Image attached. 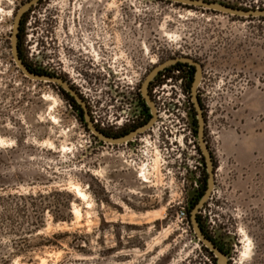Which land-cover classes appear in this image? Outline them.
<instances>
[{
    "label": "rangeland",
    "instance_id": "rangeland-1",
    "mask_svg": "<svg viewBox=\"0 0 264 264\" xmlns=\"http://www.w3.org/2000/svg\"><path fill=\"white\" fill-rule=\"evenodd\" d=\"M31 1L0 0V264H218L192 224L177 217L189 210L207 172L188 90L168 84L156 100L161 118L127 146L100 141L56 85L30 80L14 62L16 15ZM215 1L264 9V0ZM96 12L146 23L133 30H147L149 61L186 57L202 66L198 99L215 185L198 215L228 264H264V151L256 148L264 135V18L165 0H41L20 24L22 58L47 72L49 31L64 67L62 31L79 30L78 17ZM105 73L112 76V68L100 70L99 94L85 103L91 121H99L94 125L109 130L112 82ZM136 108L134 101L131 114ZM170 131L176 158L164 145ZM60 212L67 220L56 222Z\"/></svg>",
    "mask_w": 264,
    "mask_h": 264
},
{
    "label": "flooded vegetation",
    "instance_id": "flooded-vegetation-1",
    "mask_svg": "<svg viewBox=\"0 0 264 264\" xmlns=\"http://www.w3.org/2000/svg\"><path fill=\"white\" fill-rule=\"evenodd\" d=\"M227 6L233 7L231 5ZM88 7L90 6L85 8L86 12ZM233 8L255 11L252 7L245 9L242 7ZM257 10L263 9L257 7ZM78 26L79 30L77 31L69 29L62 31L64 35V45L62 49L65 57V62H62L64 67L56 62L55 50H53V47L57 45L56 40L58 39L56 38L55 40L54 33L48 31L46 51L50 55L48 58L49 69L45 73L48 76L61 78L67 82L84 102L87 103L89 98H95L94 96L99 94L102 83L100 70L102 69L104 71L105 68H112V76L111 73H105L109 78V80L105 79V82H112V124L109 126V130H103L100 129L99 126H95L105 134L112 136V139H118L132 133L136 128L143 127L145 123L148 124L153 118V111L144 95L143 86L149 75L157 67L161 66L164 61L160 59L158 55H155L157 61H149L150 49L148 48V42L146 39H142L143 36L145 38L147 37V30H133L135 26L146 28L147 24H138L137 19H132V17L128 15H126L124 19L120 14L101 15L96 12L93 14L84 13L82 17L79 16ZM101 26L105 29H100ZM21 40L22 36L19 34V46ZM134 43H136L137 46L134 47ZM49 48L52 50H49ZM149 62L153 65L150 66ZM70 65L75 66L72 71L69 70ZM180 65H187V67ZM59 69L62 71L57 73L56 70ZM116 69H125L126 74L129 76H126L124 79L118 77ZM36 71L42 73V71ZM138 71L140 72L138 73ZM75 72L78 73L77 77L80 78L79 80L74 79ZM196 73L197 70L195 66L178 63L166 68L154 77L148 87V95L156 108V121L158 118H161V108L156 100L161 101L163 96L167 95L165 91L168 90V84L172 83L173 85H171V88L174 90L178 89L176 84L179 85L183 92L188 90L192 99V87L196 78ZM133 77H137L135 80L136 84L132 81ZM75 85L77 88L74 87ZM63 91L72 97L70 93L65 90ZM171 95L177 96V93L172 92ZM72 98L75 100L74 97ZM98 99L100 100L101 97H98ZM134 101L135 105L138 106V108H136L138 111L131 114ZM164 101L166 100L164 99ZM199 101L200 104H202L200 98ZM191 102L195 114L194 120L197 124V129H195L198 133L197 111L192 100ZM88 106H90V104H88ZM140 106L142 107L139 108ZM81 109L84 114L82 107ZM205 118L207 119L206 116ZM153 128L154 126L147 132L152 131ZM170 135H173L171 131L169 133L164 132L163 138L170 142L167 144L165 140L164 145L166 150H169L167 148L171 146L170 150L173 154L169 157L174 156L176 158L179 152L178 146L174 145L176 142V135L174 141H169Z\"/></svg>",
    "mask_w": 264,
    "mask_h": 264
},
{
    "label": "water",
    "instance_id": "water-1",
    "mask_svg": "<svg viewBox=\"0 0 264 264\" xmlns=\"http://www.w3.org/2000/svg\"><path fill=\"white\" fill-rule=\"evenodd\" d=\"M39 1L41 0H32L31 2L27 3L24 5L19 12L16 15L15 23H14V30H13V35L11 37V51L13 55L14 62L16 63V66L21 70V72L30 80L33 81H38V82H44V83H51L57 86H60L63 90L67 91L72 95V97L75 98V101L83 108L84 110V116H85V122L88 126V129L93 133V135L99 139L100 141H103L105 143H109L112 145H124L127 144L131 141H133L135 138L140 136L141 134H144L147 132L149 129H151L157 118L156 114V108L154 106V103L152 102L151 98L148 95V87L150 85V82L154 79L155 76H157L161 71L165 70L166 68L176 65L178 63L182 64H188L196 67L197 73H196V78L193 83L192 87V101L194 103V107L197 111V117H198V139H199V146L202 152V155L205 160L206 164V169H207V174H208V186L207 190L205 192L204 197L202 200L199 202V204L195 207L191 214V224L193 227V230L198 237L199 241L214 254V256L217 258L218 264H228V259L227 256L220 250L218 249L215 244L210 241L203 233L199 222H198V214L204 207V205L208 202V200L212 196V192L214 189L215 185V180H214V163H213V158L210 153V150L206 144L205 141V120L203 117V110L202 106L200 104V101L198 99V87L200 85V82L202 80V66L195 62L193 59L190 58H177L173 59L164 65H161L157 67L147 78L146 82L144 83L143 86V92L144 95L148 101V104L152 108L153 111V118L152 120L146 124L145 126L133 131L132 133L118 139H112L111 137L106 136L104 133H102L100 130L96 128L94 123L91 121L90 116L88 115V109L86 107V103L84 100L78 95V93L64 80L61 78L57 77H51L48 75H40L33 73L32 71L29 70V68L24 64L22 59L20 58L19 54V47H18V41H19V29H20V24L21 21L24 17V15L34 6L36 5ZM168 2H173L176 4H181L185 6H191V7H198V8H203L206 10H210L213 12H219V13H224L227 15H232L235 17H242V18H264V9L263 10H255V11H246L242 9H237L233 7H229L223 4L219 3H211V2H206L204 0H165Z\"/></svg>",
    "mask_w": 264,
    "mask_h": 264
},
{
    "label": "trees",
    "instance_id": "trees-1",
    "mask_svg": "<svg viewBox=\"0 0 264 264\" xmlns=\"http://www.w3.org/2000/svg\"><path fill=\"white\" fill-rule=\"evenodd\" d=\"M205 1H206V2H211V3H216L215 0H212V1H210V0H205ZM168 3H170V2H168ZM24 19H25V18H23L22 21H24ZM18 47H19L20 58L22 59V61L24 62V64L29 68L30 71H32L33 73H36V74H40V75H47L45 72L39 73V72H37L36 70H33V69H32V68H31V67H30V66L24 61V59L22 58V55H21V53H20V46H18ZM180 66H185V67H187V65H180ZM57 87H58L59 90L64 94V96H66L67 99L70 101L71 106H72L73 108H75L80 114L84 115L83 112H82L81 107L77 104V102H76L72 97H70L67 93H65L61 87H59V86H57ZM145 125H146V123L144 124V126H145ZM87 127H88V126H87ZM96 128H97V127H96ZM140 128H141V127H140ZM195 128L197 129V124L195 125ZM97 129H98V128H97ZM138 129H139V128H138ZM98 130H99V129H98ZM136 130H137V128H136ZM100 131H101V130H100ZM101 132L104 133L103 131H101ZM104 134H105V133H104ZM196 134H198V133H197V130H196ZM105 135L108 136V137H111V138H112V136H110V135H107V134H105ZM203 162H204V165H206V164H205V160H204V158H203ZM201 183H202L201 189L197 192V196H196V198L194 199V201L191 203V206H190V208H189V210H188V222H189V224H191V214H192L193 210H194L195 207L199 204V202L202 200V198L204 197L205 192H206V190H207V186H208V174H207L206 171H205L204 174H203V177H202V181H201ZM41 197H42V196H41ZM31 198H32V197H31ZM21 200H24V198L21 197ZM45 200H46V199H45ZM44 205H45V204H44ZM67 205H68V202H67ZM46 206H49V205H46ZM41 220H42V219H41L40 217L37 218V221L35 222V223H36V230L40 228ZM65 220H67V219H66V217L63 215L62 212L58 213V215H56V217H55V221H56V222H58V221H65ZM198 222H199V225H200V227H201V229H202L204 235H205L210 241H212L218 249H220V250H221L226 256H228L226 250L223 249V248L217 243V241H216L212 236H210V235L204 230V228H203V226H202V224H201V220H200V216H199V215H198ZM200 244L202 245L203 249H204V250H205V251H206V252H207L212 258L215 257L214 254H213L212 252H210L209 249H207L202 243H200ZM215 261H216V260H215Z\"/></svg>",
    "mask_w": 264,
    "mask_h": 264
},
{
    "label": "built area",
    "instance_id": "built-area-1",
    "mask_svg": "<svg viewBox=\"0 0 264 264\" xmlns=\"http://www.w3.org/2000/svg\"><path fill=\"white\" fill-rule=\"evenodd\" d=\"M94 123L98 125L99 121L94 120ZM102 126L104 127V125H102ZM127 145H128V143L125 144V146H127ZM146 155H147V154H146ZM142 178H143V176H142ZM199 178H200V177H199ZM199 178H198V179H199ZM177 217H178L179 219L183 220V221L186 220V221L188 222V210L185 209V208L180 209V210L178 211V213H177ZM188 224H189V222H188Z\"/></svg>",
    "mask_w": 264,
    "mask_h": 264
},
{
    "label": "crops",
    "instance_id": "crops-1",
    "mask_svg": "<svg viewBox=\"0 0 264 264\" xmlns=\"http://www.w3.org/2000/svg\"><path fill=\"white\" fill-rule=\"evenodd\" d=\"M258 142H259V145H258V147L256 146V148L259 149V151L260 150L264 151V135L261 134L260 136H258ZM260 142H261V144H260ZM240 148H238V149H240ZM241 149H240V152H241ZM247 151L248 152L251 151L252 153L256 152V150H255V148L253 146H248Z\"/></svg>",
    "mask_w": 264,
    "mask_h": 264
}]
</instances>
